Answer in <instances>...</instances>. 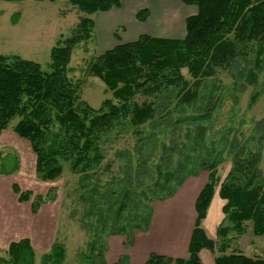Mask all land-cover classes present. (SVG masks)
<instances>
[{
	"label": "trees",
	"instance_id": "1",
	"mask_svg": "<svg viewBox=\"0 0 264 264\" xmlns=\"http://www.w3.org/2000/svg\"><path fill=\"white\" fill-rule=\"evenodd\" d=\"M182 1L197 8L186 19L183 39L142 34L93 58L87 73L113 94L98 109L80 100L83 83L70 79L69 65L74 48L93 38L96 24L92 16L119 8L122 0H68L82 14L73 33L61 37L52 48L49 72L19 55H0V134L19 118L14 130L31 143L39 179L61 177L64 162L80 175L87 206L84 224L91 218L88 226L94 237L89 252L82 254L86 264H108L104 239L109 235H122L132 245L135 231L150 227L151 203L174 195L201 169L209 176L195 202L197 219L188 257L173 259L152 253L145 264H204L199 255L202 249L218 250L216 264H264V258L228 252L231 233L241 237L249 223L256 237L264 236L262 153L251 148L249 141L228 135L215 141L224 144L222 149L213 142L207 144V123L215 109L212 99L203 113L190 111L200 99L203 81L215 76L217 69L232 70L246 60L248 72L241 79L251 85L256 82L264 55V0ZM137 17L147 20L148 10ZM184 69L192 80L185 77ZM138 96L148 100L139 103ZM183 127L184 141L174 138L168 146V134L176 135ZM123 133L136 138L132 149L116 150L123 176L104 182L102 146ZM225 153L232 155V168L220 186L225 218L217 231L222 239L218 247L201 225L220 181L218 167ZM14 190L21 201L30 199L17 185ZM38 204L37 198L36 212ZM4 253L0 264H36L29 238L11 243ZM66 254V246L56 240L43 255L42 264H66ZM113 264H130V260L122 256Z\"/></svg>",
	"mask_w": 264,
	"mask_h": 264
},
{
	"label": "rangeland",
	"instance_id": "2",
	"mask_svg": "<svg viewBox=\"0 0 264 264\" xmlns=\"http://www.w3.org/2000/svg\"><path fill=\"white\" fill-rule=\"evenodd\" d=\"M140 1L136 0L137 3ZM184 5L186 6L184 10L190 7ZM129 6H125L126 9L118 13L125 18L126 24L128 22L126 30H124V26H117L118 36L115 37L116 32H111L112 22L108 20L107 15L102 12L97 13L92 16L96 20L92 40L76 46L72 53L69 77L73 82L81 81L83 83L80 100L95 109H98L104 100L113 98V94L100 79L87 73L89 64L94 57L122 42V39L123 41L128 40L130 34L137 28L148 30L160 27L167 29L168 33L173 29L175 36H178L177 33L182 28L181 20H176L167 26H165L166 24L156 25L153 22L137 25L132 21L134 19L128 21L129 16L126 13H128ZM81 14L68 0L56 2L0 0V55H19L24 59L39 63L44 71H51L52 48L61 37L67 38L73 33ZM16 16H19V19L14 23ZM262 58L263 62L258 78L252 85L245 79H241L243 74L248 72L246 60L233 67L232 70L217 69L215 76L203 81L200 99L190 108V111L198 114L203 113L206 103L212 99L211 102L215 109L212 119L207 123L210 128L207 132V144L218 142L224 135H228V138L238 137L244 143L249 141L251 148L259 149L262 153L260 168L264 175V55ZM249 65H251L250 62ZM183 74L188 80H192L187 69L183 70ZM145 100L148 99L143 96L137 97L139 103H143ZM18 122L19 118L13 119L9 127L0 134V256H6L4 252L11 243L29 238L36 251V264H42L43 255L51 249L57 240L66 246V264H86L82 254L89 252L94 237L88 226L91 218L84 224L87 206L84 204L82 196L84 190L80 185V175L75 174L69 163L64 162L61 177L50 181L39 179L36 173L37 157L31 143L20 137L14 130ZM184 133L183 127L176 135L168 134L166 137L168 146L172 145L174 138L177 140L181 138L178 142L184 141ZM135 142L136 138L131 133H123L113 142L109 141L103 144L104 160L101 165V174L104 182L120 179L123 176L119 171L121 161L115 158L116 150L132 149ZM216 146L222 149L224 144L217 143ZM231 168L232 155L225 153L223 161L218 167L220 181L215 190V195H217L215 204H220L219 200H222L220 186ZM197 172L196 176L188 177L174 195L151 203L153 216L148 231L155 220V226L162 228V231L167 229L163 225L171 227L175 225L174 229L180 233L182 239H184L183 232H189L190 226L193 232L197 219L195 202L209 176L206 170L201 169ZM16 185L21 192L29 193L30 199L21 201L20 194L14 190ZM196 187L197 192L190 198L191 192ZM37 198L39 204L36 212L33 209V204ZM189 200L191 201L190 206L189 204L187 206L186 202ZM154 209H157V215ZM215 210L217 209H213V211ZM218 211L220 214V207ZM222 214L216 234L214 238H211L217 242L218 247L222 239L217 236V231L225 218L223 207ZM216 215V212L211 213L209 222H216ZM206 219L207 217L202 221V228ZM41 226L47 228L42 229ZM148 231L139 230L135 231V234ZM110 236L122 235L105 237L107 253ZM122 237L125 246L129 248L134 245L133 243L128 246L126 238ZM230 237H232V243L231 250H228L229 253L238 251L247 256L264 258V236L256 237L250 223L247 225V231L241 237L235 233H231ZM164 246L170 248V246ZM164 246H161V249L164 250L166 248ZM208 251L211 261L216 264L215 255L219 254L218 250L216 253ZM160 255L173 258L165 253ZM182 257L181 255L179 258L173 259ZM108 264L111 263L108 262Z\"/></svg>",
	"mask_w": 264,
	"mask_h": 264
},
{
	"label": "crops",
	"instance_id": "3",
	"mask_svg": "<svg viewBox=\"0 0 264 264\" xmlns=\"http://www.w3.org/2000/svg\"><path fill=\"white\" fill-rule=\"evenodd\" d=\"M185 3L182 0H141L139 3L136 0H122V4L119 8L113 9L109 12H102L107 15L108 20L112 23L111 32L115 33L117 26H124V30L127 29V24L125 18L122 15L118 14L119 11L126 9L125 6H129L127 16H129L135 24L140 25V23H151L153 22L156 25L163 24L165 26L174 23L176 20H181L182 28L180 32L177 33L178 36H175L174 31L167 32V29L156 27L153 29H139L134 30L128 40L122 42H130L137 40L142 34H147L152 37L159 38H171V39H183L186 36V19L197 12V8L195 6L186 7ZM142 10H148L149 17L145 21H139L137 15ZM181 11V14H180ZM101 13V12H100ZM180 15H179V14ZM185 23V25H184ZM96 24V20H95ZM115 34H118L117 32ZM180 34V35H179ZM197 192V187L191 192L192 198ZM217 195L214 196L212 204L208 211V216L206 221L203 223V228L208 235L209 238H214L216 234V229L220 221V217L222 214V207L224 205L223 200H219L220 204H215ZM190 200L186 202L187 206H190ZM217 210L213 211L215 208ZM220 207V214L218 208ZM157 215V209H154ZM164 210V209H163ZM216 212V222H209L211 213ZM221 215V216H220ZM167 229H163L155 226V220H153V224L150 230L147 233L138 232L135 234V243L132 247H127L124 244V238L122 236H110L108 239L109 243V251L106 255L108 262L111 264L117 262L122 256H128L130 260V264H145L152 253H165L170 255L173 258H179L181 255L183 256L181 259H184L188 255V246L190 243L191 235H192V227L190 226L189 232H183L184 239L180 236V233L174 229V226H166ZM41 228H47L45 226H41ZM187 233V234H186ZM188 235V236H187ZM170 246V248L164 246ZM161 246L166 247L164 250L161 249ZM208 250L203 249L200 252L201 259L204 264H214L211 261L210 256L208 255ZM176 264V263H174Z\"/></svg>",
	"mask_w": 264,
	"mask_h": 264
}]
</instances>
